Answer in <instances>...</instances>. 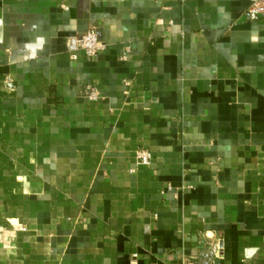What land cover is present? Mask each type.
<instances>
[{
  "label": "crops",
  "instance_id": "obj_1",
  "mask_svg": "<svg viewBox=\"0 0 264 264\" xmlns=\"http://www.w3.org/2000/svg\"><path fill=\"white\" fill-rule=\"evenodd\" d=\"M255 1L0 0V264H264Z\"/></svg>",
  "mask_w": 264,
  "mask_h": 264
},
{
  "label": "built area",
  "instance_id": "obj_2",
  "mask_svg": "<svg viewBox=\"0 0 264 264\" xmlns=\"http://www.w3.org/2000/svg\"><path fill=\"white\" fill-rule=\"evenodd\" d=\"M247 16L251 21H257L261 16H264V0H256L253 2L247 11ZM73 41L76 49L82 51L89 59L99 56L106 48L96 29H90L78 34ZM85 96L90 102H96L101 99L99 91L93 87H88L86 89ZM151 162L152 155L148 151L141 150L137 153L138 165H149ZM216 260H221L220 253L216 254ZM184 264H194V262L187 259L184 261ZM212 264H216V262L213 261Z\"/></svg>",
  "mask_w": 264,
  "mask_h": 264
},
{
  "label": "water",
  "instance_id": "obj_3",
  "mask_svg": "<svg viewBox=\"0 0 264 264\" xmlns=\"http://www.w3.org/2000/svg\"><path fill=\"white\" fill-rule=\"evenodd\" d=\"M216 264H221V261H217Z\"/></svg>",
  "mask_w": 264,
  "mask_h": 264
}]
</instances>
